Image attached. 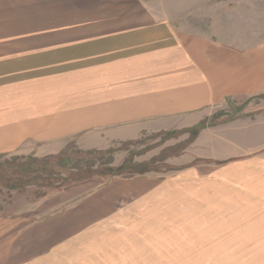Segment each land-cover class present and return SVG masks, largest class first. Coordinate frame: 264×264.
I'll list each match as a JSON object with an SVG mask.
<instances>
[{
	"label": "rangeland",
	"instance_id": "rangeland-1",
	"mask_svg": "<svg viewBox=\"0 0 264 264\" xmlns=\"http://www.w3.org/2000/svg\"><path fill=\"white\" fill-rule=\"evenodd\" d=\"M74 2L70 23L0 9V57L27 44L177 42L201 49L215 77L239 74L241 91L226 81L225 93L176 118L0 155V213L32 217L43 236L34 253L80 236V255L97 264H264V172L253 173L264 171V74L248 58L264 55V0Z\"/></svg>",
	"mask_w": 264,
	"mask_h": 264
},
{
	"label": "crops",
	"instance_id": "crops-1",
	"mask_svg": "<svg viewBox=\"0 0 264 264\" xmlns=\"http://www.w3.org/2000/svg\"><path fill=\"white\" fill-rule=\"evenodd\" d=\"M74 1L0 0V9L70 23L73 19L64 16L75 13ZM50 46L29 49L27 44L23 50L6 46L2 51L6 57H0V155L34 140L58 141L145 118H176L177 112L200 108L225 93L226 81L229 88L241 91L239 74L236 81L235 76L232 80L215 77L201 49L177 42H57ZM262 55L259 65L256 51L248 57L253 59L254 73L258 68L264 74ZM260 172L264 171L253 173L258 176ZM221 181L224 188L225 181ZM32 225L30 216L0 213V264H97L94 253L80 255L85 238L80 236L73 240L78 247L75 252L73 241L58 240L56 246H41L34 253L43 236L32 234ZM94 237L98 239L99 232ZM70 251L76 254L73 258Z\"/></svg>",
	"mask_w": 264,
	"mask_h": 264
},
{
	"label": "trees",
	"instance_id": "trees-1",
	"mask_svg": "<svg viewBox=\"0 0 264 264\" xmlns=\"http://www.w3.org/2000/svg\"><path fill=\"white\" fill-rule=\"evenodd\" d=\"M31 159H33L34 162L38 161L36 158H33V157H31ZM44 159H45V158H44ZM45 160H47V159H45ZM36 164L38 165L37 162H36Z\"/></svg>",
	"mask_w": 264,
	"mask_h": 264
}]
</instances>
